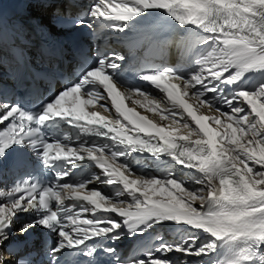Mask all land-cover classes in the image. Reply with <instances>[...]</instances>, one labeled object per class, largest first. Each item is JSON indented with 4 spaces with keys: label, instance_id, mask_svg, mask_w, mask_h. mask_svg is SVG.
<instances>
[{
    "label": "snow or ice",
    "instance_id": "1",
    "mask_svg": "<svg viewBox=\"0 0 264 264\" xmlns=\"http://www.w3.org/2000/svg\"><path fill=\"white\" fill-rule=\"evenodd\" d=\"M32 5L44 13H0V61L38 101H0V264H264V0ZM82 29L129 53L75 47ZM169 29L185 34L171 61ZM21 214L34 215L16 229ZM165 225L177 238L149 235ZM35 227L54 237L47 259L12 241ZM125 234L148 239L123 254L106 245Z\"/></svg>",
    "mask_w": 264,
    "mask_h": 264
},
{
    "label": "bare ground",
    "instance_id": "2",
    "mask_svg": "<svg viewBox=\"0 0 264 264\" xmlns=\"http://www.w3.org/2000/svg\"><path fill=\"white\" fill-rule=\"evenodd\" d=\"M55 2L57 4H61V0H55ZM32 8H30V12L34 13V12H37L38 15H41L44 13V10L41 9V8H38V6H31ZM114 112V110H113ZM106 113V112H105ZM108 115V113H106ZM152 117L154 119H159V117H157L156 115H152ZM165 123H170V121H165ZM176 172L178 175H183V172L180 171L179 169V166L176 167ZM146 172L145 173H149V174H158L157 173V170L155 169V167L151 164V163H148L147 164V167H146ZM174 229V231H172ZM177 231L176 235H171L173 232ZM160 234L161 235H164L167 239H175L177 238L178 236V230L173 228V227H169L168 225H165L163 227H160ZM181 259H188L189 260V264L190 263H197V264H203L204 261H206L208 258L205 257V258H199V257H181Z\"/></svg>",
    "mask_w": 264,
    "mask_h": 264
}]
</instances>
